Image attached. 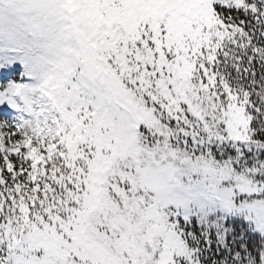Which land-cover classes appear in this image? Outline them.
Segmentation results:
<instances>
[{
	"label": "snow or ice",
	"instance_id": "1",
	"mask_svg": "<svg viewBox=\"0 0 264 264\" xmlns=\"http://www.w3.org/2000/svg\"><path fill=\"white\" fill-rule=\"evenodd\" d=\"M0 264H264V0H0Z\"/></svg>",
	"mask_w": 264,
	"mask_h": 264
}]
</instances>
